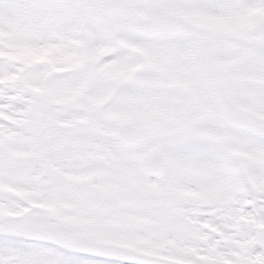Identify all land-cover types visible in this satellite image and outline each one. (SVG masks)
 <instances>
[{
    "label": "snow or ice",
    "instance_id": "obj_1",
    "mask_svg": "<svg viewBox=\"0 0 264 264\" xmlns=\"http://www.w3.org/2000/svg\"><path fill=\"white\" fill-rule=\"evenodd\" d=\"M0 264H264V0H0Z\"/></svg>",
    "mask_w": 264,
    "mask_h": 264
}]
</instances>
